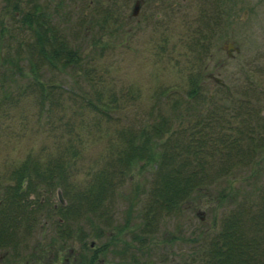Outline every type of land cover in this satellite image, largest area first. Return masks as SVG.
I'll return each instance as SVG.
<instances>
[{
	"label": "rangeland",
	"instance_id": "1",
	"mask_svg": "<svg viewBox=\"0 0 264 264\" xmlns=\"http://www.w3.org/2000/svg\"><path fill=\"white\" fill-rule=\"evenodd\" d=\"M134 1L0 0V197L23 163L59 160L65 172L64 184L45 183L27 164L28 205L7 219L15 238L0 245V264H64L75 253H94V264H201L194 237L208 250L222 221L232 227L225 264H264V0H138L130 15ZM26 12L44 14L75 63L35 68ZM227 42L238 51L226 55ZM148 122L168 127L166 166L184 155L189 171L203 165L202 187L167 210L150 201L154 162L110 164ZM190 140L197 151L178 156ZM65 149L73 154L57 156ZM102 168L111 190L97 207L77 204ZM57 189L66 207L89 208L63 217Z\"/></svg>",
	"mask_w": 264,
	"mask_h": 264
},
{
	"label": "trees",
	"instance_id": "2",
	"mask_svg": "<svg viewBox=\"0 0 264 264\" xmlns=\"http://www.w3.org/2000/svg\"><path fill=\"white\" fill-rule=\"evenodd\" d=\"M19 20L22 24H25L26 26L34 29L35 38L34 44L32 45L36 55L35 68L37 70H39L40 66L43 64L59 69L60 66H69L72 63H75L78 58V54L75 52V50L67 46V44H65L63 40L55 41V35L51 32V29L47 27V21L44 17V14L41 15L40 13L33 14V12H26L19 17ZM24 58L27 59L28 65H30V59L28 55H25ZM57 63L59 64V66L57 65ZM13 67H15L13 72H20L21 68L19 64H14ZM13 72L11 71V73ZM35 83L36 84L33 83L32 86L38 85L39 87L37 89L42 92V84L39 81H36ZM197 87V81L193 80L192 86L187 90V95L191 96L195 94L197 92ZM96 100L98 99H95L94 102ZM94 102L89 103L92 106L96 107L97 104H95ZM162 122L163 124H166V118H164ZM149 123L150 122H148L145 127H142L137 133H133L129 137L125 138L126 144L124 146H121L117 150L116 157L113 161H111L110 164L118 166L119 171H122L121 169H125L135 159H140L141 157H143L146 161L154 162L155 170L159 176L154 179L150 186V201L151 204H153L155 207H161L167 210L170 207H176L179 202H182V200H184L188 196L190 190L198 191L202 187L203 182H205L203 180L204 178L202 179L201 176H199V173L203 172V169H201L203 165H198V169L196 168L195 170L189 171V163L187 162L188 159L185 157L186 155L181 156L186 153V150L188 152V149L196 152L197 150L195 149V147L200 143L194 142L195 145H193V142L191 140L190 142H184L179 147V151L177 153L178 156H181L180 159H177V162L175 164L166 166V162H164L167 160V157H165L166 154L164 155L163 152L158 150V147L163 146L162 144L165 141L160 144V139L162 138V133H164V131H167L168 127L161 129L156 126V124L159 122H156V124L155 122H151L150 124ZM65 151L67 153H64L61 150L57 154V156L63 157L66 154H73V152L69 153L66 149ZM27 164H31L32 166V170L30 172L34 173L40 179L43 178L45 183H51V180L56 177L60 179L59 182H62L64 184V164L59 162V160H55L52 164H49V162L46 161L43 167H41V165L36 162L29 161V163ZM27 164L23 163L19 168L13 171V173L15 174V178L13 183L6 188L7 196L3 199L0 197V245L4 244L6 240L15 238L12 234V231L10 230L11 227L8 226H12V224L15 223L17 224V222H13L7 219H14L20 213H23L22 208L27 207L28 205V202H26L22 198L29 170L27 169ZM226 164L228 165V161L223 162L221 167L217 168V172L225 173L224 170H227L228 168ZM108 170L109 172L111 171L110 169H107V172ZM185 171H187V174L182 173ZM107 172L104 170V168L98 170V173H96L94 176V180L89 183L78 196L77 204L81 203L82 205L86 206H98V203L101 201V197L106 193L108 189L111 190L112 188L107 181V179L111 180L110 177L106 175ZM27 180H29V176ZM91 194H93L92 197L90 196ZM34 203L38 205L40 202L39 200H35ZM57 207L63 209V217L65 218L71 212H75V210L76 212H80L83 210V208H89L66 207L64 203H59ZM29 222L30 221H25V224L23 225L29 226ZM231 230L232 227L229 228V226H227V223L222 221L219 227V231L217 230L214 233L212 239L213 243H210L211 246L210 248H208V250L200 244L205 239L204 236H200L199 233L196 234V236L194 237V241L196 243L194 253L197 254L198 252H200L198 259L201 261V264H225V259H228L229 257L226 256L225 253L223 254L221 247L223 245V240H225L228 235L231 236ZM9 235L13 236L8 238ZM3 237H5V239L2 241Z\"/></svg>",
	"mask_w": 264,
	"mask_h": 264
},
{
	"label": "water",
	"instance_id": "3",
	"mask_svg": "<svg viewBox=\"0 0 264 264\" xmlns=\"http://www.w3.org/2000/svg\"><path fill=\"white\" fill-rule=\"evenodd\" d=\"M138 8H139V1L135 0L132 4V7L130 9V15H135L138 12ZM224 48L227 51V54L230 55V50L233 49L234 51H238V47L237 46H233V44L231 42H227L224 45ZM212 80L220 85H222L226 90H228V86L218 77V76H211ZM57 197L58 200L60 202H62L61 204L64 203V200L62 199V196L59 192V190L57 189ZM146 264H153L151 259H148Z\"/></svg>",
	"mask_w": 264,
	"mask_h": 264
},
{
	"label": "flooded vegetation",
	"instance_id": "4",
	"mask_svg": "<svg viewBox=\"0 0 264 264\" xmlns=\"http://www.w3.org/2000/svg\"><path fill=\"white\" fill-rule=\"evenodd\" d=\"M225 50V54L226 55H228L227 54V51H226V49H224ZM216 84H218V83H216ZM219 85V84H218ZM67 232V231H66ZM68 233V232H67ZM90 245H92V243H90ZM78 247H82L81 245L80 246H78ZM70 253V255H71V253H73V251H70L69 252ZM79 255V253H75V254H73V256L71 257V262L69 263V259H67V257L69 256H67V257H64V264H94V253L93 254H91V255H89V256H87L86 258H83V256H82V253L79 255V257L77 258V256L76 255ZM68 260V261H67ZM147 261V260H146ZM146 261H145V263L144 264H146Z\"/></svg>",
	"mask_w": 264,
	"mask_h": 264
}]
</instances>
